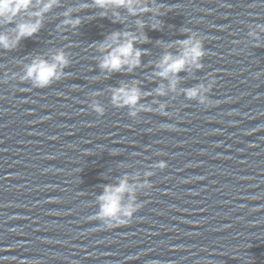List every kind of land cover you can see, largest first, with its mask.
<instances>
[{
	"label": "water",
	"instance_id": "water-1",
	"mask_svg": "<svg viewBox=\"0 0 264 264\" xmlns=\"http://www.w3.org/2000/svg\"><path fill=\"white\" fill-rule=\"evenodd\" d=\"M158 3L161 27H145L131 74L101 72L95 46L135 31L136 18L112 23L92 0H59L38 34L0 49V264H264V0ZM69 10L82 21L75 29L61 27ZM185 30L204 41L203 66L158 97L168 81L154 65ZM57 50L70 59L64 78L45 89L20 80L34 57ZM209 78L210 106L185 97ZM133 81L152 109L136 118L111 103V90ZM124 175L152 187L136 190L143 207L127 225L108 229L90 218Z\"/></svg>",
	"mask_w": 264,
	"mask_h": 264
},
{
	"label": "clouds",
	"instance_id": "clouds-1",
	"mask_svg": "<svg viewBox=\"0 0 264 264\" xmlns=\"http://www.w3.org/2000/svg\"><path fill=\"white\" fill-rule=\"evenodd\" d=\"M59 4V0H0V49L12 50L19 46L24 39L31 38L39 33L44 23V16ZM92 5L99 10L100 18H110L112 23L124 24L128 17L135 19V31L125 29L114 31L108 35L102 43L96 45L97 51L101 55L98 67L101 72L110 76L112 73L126 72L131 74L142 63V57L146 54L137 45L146 43L148 37L144 32L145 27L158 30L161 25L156 19L161 15L165 5L159 4L158 0H92ZM90 5L84 3L80 6V11L89 9ZM170 10V9H169ZM65 19L61 27H71L73 29L82 23L79 18H72V10L64 13ZM150 16L149 22L141 17ZM11 31H4L9 28ZM260 32H264V26H256ZM186 39L178 40L174 44L166 47H175L176 53L166 51L159 61L154 65L156 71L154 75L168 81V88L161 83L155 91V95L163 97L168 91L175 92L177 84L180 82L179 74L191 69H201V61L206 56L204 41L197 33L185 30ZM254 38L257 37L255 31L250 32ZM70 59L66 51L57 50L49 58L34 57L30 64L24 69V74L20 78L22 82H30L35 89H45L54 82L65 77L64 69L69 67ZM105 78H108L107 76ZM205 86L200 84L197 87L184 90L183 94L188 100H195L205 107L211 102L207 99V94L213 87L214 81ZM144 99L139 82L121 83L118 88L111 90V103L115 108H127L129 116L136 118L140 112H152L150 107L141 103ZM89 107L98 116H103L105 109L98 102H92ZM167 105L159 104L158 112L166 114ZM167 167L163 161L153 164V169L164 170ZM154 171L145 173L151 177ZM128 175L120 177L114 184L105 185L102 193L96 198L98 211L90 219L100 221L106 228L112 229L118 226L127 225L143 205L136 201V190L151 189L152 185L144 183H130ZM127 201V202H126Z\"/></svg>",
	"mask_w": 264,
	"mask_h": 264
}]
</instances>
